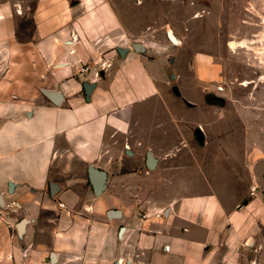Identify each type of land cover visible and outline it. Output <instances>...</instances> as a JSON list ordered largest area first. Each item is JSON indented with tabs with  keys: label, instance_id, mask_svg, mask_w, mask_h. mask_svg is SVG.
Listing matches in <instances>:
<instances>
[{
	"label": "crops",
	"instance_id": "obj_1",
	"mask_svg": "<svg viewBox=\"0 0 264 264\" xmlns=\"http://www.w3.org/2000/svg\"><path fill=\"white\" fill-rule=\"evenodd\" d=\"M33 1L23 42L22 0H0V264H264L257 163L234 210L214 189L183 183L157 205L121 188L130 174L107 179L142 144L130 117L166 89V60L120 32L107 0ZM193 71L196 87L219 77L211 58L194 59ZM90 167L105 172L99 194Z\"/></svg>",
	"mask_w": 264,
	"mask_h": 264
},
{
	"label": "rangeland",
	"instance_id": "obj_2",
	"mask_svg": "<svg viewBox=\"0 0 264 264\" xmlns=\"http://www.w3.org/2000/svg\"><path fill=\"white\" fill-rule=\"evenodd\" d=\"M107 1L120 18V32L161 56L168 68L166 89L130 117L133 137L142 144L126 148L124 167L108 168L107 179L130 174L121 188L157 205L180 193L183 183L188 193L214 189L225 207L236 209L249 199L253 166H264V0ZM33 2L22 0L19 41L31 39ZM197 58L218 64L217 81L193 84ZM147 154L157 161L153 170L145 167ZM260 221L264 239V215Z\"/></svg>",
	"mask_w": 264,
	"mask_h": 264
},
{
	"label": "water",
	"instance_id": "obj_3",
	"mask_svg": "<svg viewBox=\"0 0 264 264\" xmlns=\"http://www.w3.org/2000/svg\"><path fill=\"white\" fill-rule=\"evenodd\" d=\"M167 38L172 43H175V37L173 36V34L168 33ZM135 47L137 49L140 48L138 45H135ZM121 51H123V50H121ZM83 88H84L85 97L87 100H89V95H90V92H91V89L93 88V86L88 85V84H84ZM173 91L177 94L175 89ZM44 95L54 104H58L60 101V95L57 94L56 92L45 91ZM195 138L199 144H202L203 137H202L200 130L195 131ZM145 161H146V167L148 170H153L155 168L156 160L153 158V156L151 154L146 155ZM258 172H259V176H262L264 174V166H260L258 169ZM88 175H89V180H90V184H91L93 191L95 192V194H99L104 189L105 174L102 171H99V170H96V169L90 167V168H88ZM261 184L264 188V177H263ZM112 213H114V212H112ZM114 214H117V213H114Z\"/></svg>",
	"mask_w": 264,
	"mask_h": 264
},
{
	"label": "built area",
	"instance_id": "obj_4",
	"mask_svg": "<svg viewBox=\"0 0 264 264\" xmlns=\"http://www.w3.org/2000/svg\"><path fill=\"white\" fill-rule=\"evenodd\" d=\"M83 70H84V69H82V71H83ZM221 89H222L221 87H218V88H217L218 91H221ZM12 206H15V204L12 203ZM60 206H62V204H60ZM7 207H9V205H8ZM0 217H2V210H0Z\"/></svg>",
	"mask_w": 264,
	"mask_h": 264
},
{
	"label": "bare ground",
	"instance_id": "obj_5",
	"mask_svg": "<svg viewBox=\"0 0 264 264\" xmlns=\"http://www.w3.org/2000/svg\"><path fill=\"white\" fill-rule=\"evenodd\" d=\"M175 41H176V39H175Z\"/></svg>",
	"mask_w": 264,
	"mask_h": 264
}]
</instances>
